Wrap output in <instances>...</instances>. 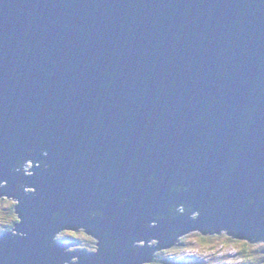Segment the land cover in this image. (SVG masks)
Segmentation results:
<instances>
[{
	"label": "water",
	"instance_id": "obj_1",
	"mask_svg": "<svg viewBox=\"0 0 264 264\" xmlns=\"http://www.w3.org/2000/svg\"><path fill=\"white\" fill-rule=\"evenodd\" d=\"M23 183L0 264L264 241V0H0V200ZM79 228L98 252L54 242Z\"/></svg>",
	"mask_w": 264,
	"mask_h": 264
},
{
	"label": "rangeland",
	"instance_id": "obj_2",
	"mask_svg": "<svg viewBox=\"0 0 264 264\" xmlns=\"http://www.w3.org/2000/svg\"><path fill=\"white\" fill-rule=\"evenodd\" d=\"M33 168H34V165H30V166L22 167L21 170L23 174H25V172L28 174L26 176H31L33 174H29V172H33L32 171ZM12 202L13 201L0 200V218H3V217L8 218V214H7L8 208L13 204ZM5 224L7 223L0 220V227ZM7 229L8 228H4V230H7ZM11 233L13 234L16 233L14 228L12 229ZM197 233H199V235L201 234L200 232H195V233L187 234L182 237V243H184L185 246L188 245L187 247L180 248V249L172 248V249L167 250V259H169V264H218L223 261H226L227 259L230 260L231 262L233 260L237 261V263H234V264H238L240 262L239 256H235V258H233L232 256L235 252H238L237 249L239 248L238 246H240L241 243H243L242 240L238 239L239 241L237 244H235L237 240L233 243H228L227 240L231 237H229V234L224 232V233H221L220 236L213 237L212 239H210V241L206 239V241L203 242L200 239H198ZM79 237L81 238L82 236H79ZM232 240L234 241V239ZM140 244L143 245L144 243L141 242ZM246 244H247L248 249L258 248V249H261V251H263V254H264V242L263 243L257 242L256 244H251V243L246 242ZM220 245H222V247H225V248L221 249L223 250L221 254H219L218 256L216 255L214 257V254L211 251H213L215 247H218ZM76 249L82 250L79 248V246ZM250 255H253V257L257 256V254H255V252L253 253V251H251ZM189 256H190L189 263H185L187 262V258ZM184 257H186V260L184 259ZM219 257H225V258H219ZM71 261H73V259ZM77 262L79 261L77 260Z\"/></svg>",
	"mask_w": 264,
	"mask_h": 264
},
{
	"label": "flooded vegetation",
	"instance_id": "obj_3",
	"mask_svg": "<svg viewBox=\"0 0 264 264\" xmlns=\"http://www.w3.org/2000/svg\"><path fill=\"white\" fill-rule=\"evenodd\" d=\"M25 172V171H24ZM26 175H28L25 172ZM25 175V176H26ZM6 184H0V187L2 190L3 186H5ZM12 190H9L8 193H6L8 195L9 198H14L15 201H13L12 205L8 208V218L10 219L7 224L2 225L0 227V235L2 234H6V233H11L12 229H13V224H15L18 221V216H17V210L15 209V207L18 205V203L24 201V197H26V195L32 193L33 191L29 189L28 185L23 183V184H17ZM28 187V188H27ZM27 188V189H26ZM7 189V185L5 187V191ZM13 191V192H12ZM14 196H12L13 194ZM11 195V196H10ZM21 196V198H20ZM12 207V208H11ZM182 209L180 210V212H185V207H181ZM15 216L16 219H11V217ZM99 214H95L93 217H98ZM192 216H197L196 213H193ZM10 227V228H9ZM12 227V228H11ZM4 228H8L7 230L3 231ZM66 232V234L64 236L57 234L54 238V242L56 244H63V245H67L68 248L64 251V253H69V254H78V253H82V254H95L96 252H98L101 248L100 244H101V237L100 234H96L93 229H89V228H82V229H66L63 230V232ZM202 233V232H200ZM79 235H81L82 237L80 238ZM197 235H199V233H197ZM145 242L146 245V249H150L153 248L155 246H157L158 241L155 239H148L143 240ZM96 242V243H95ZM80 249H76L78 246ZM177 245V244H176ZM175 245V246H176ZM139 246H142L140 243L137 245H134V247L136 248H140ZM174 249V247H173ZM152 262L148 263V264H162V263H167V249L165 250H161V251H157L153 254L152 256ZM99 260L98 259H93L92 263L93 264H99L98 263ZM70 263H76L77 259H73V261H64L63 264H70ZM89 264H91L89 262Z\"/></svg>",
	"mask_w": 264,
	"mask_h": 264
},
{
	"label": "trees",
	"instance_id": "obj_4",
	"mask_svg": "<svg viewBox=\"0 0 264 264\" xmlns=\"http://www.w3.org/2000/svg\"><path fill=\"white\" fill-rule=\"evenodd\" d=\"M17 222L15 224H13V226H12L13 228L17 224ZM3 231H5V230H3ZM0 232H2V231H0ZM220 234L221 233H219V234H217V233L216 234L215 233H213V234L212 233L211 234L201 233L200 235H197V237H198V239H200L201 241L204 242V241H206V239L210 241V239H212L213 237L220 236ZM229 237H231V238H229L227 240L228 243H233L236 240H237V242L235 244L238 243L239 240L235 236H233L232 234H229ZM232 239H234V241ZM242 242L243 243L239 242V243H241V245L238 246L239 248L237 247L238 248L237 249L238 252H235V256H239L240 257V262L238 264H264V254H263V251H261V249H258V248L257 249H254V248L253 249H248L247 248L246 242L251 243V244H256L257 242L245 241V240H242ZM261 242L263 243L264 241H261ZM187 246H185L184 243H182V238H180L179 242L177 243V245L174 248H179L180 249V248H184V247H187ZM223 248H225V247H222V245H220L218 247H215L214 250L211 251L214 254V257L216 255H218L219 253H221L222 252L221 249H223ZM251 251H253V253L255 252V254H257V256L253 257V255H250ZM252 261H254V262H252ZM162 264H165V263H162ZM166 264H169V259H167V263Z\"/></svg>",
	"mask_w": 264,
	"mask_h": 264
},
{
	"label": "built area",
	"instance_id": "obj_5",
	"mask_svg": "<svg viewBox=\"0 0 264 264\" xmlns=\"http://www.w3.org/2000/svg\"><path fill=\"white\" fill-rule=\"evenodd\" d=\"M222 252H223V250H222ZM221 252V253H222ZM221 253H219V254H221ZM218 254V255H219ZM217 255V256H218ZM233 258H235V253L233 254V256H232ZM219 258H225V257H219ZM184 259L186 260V257H184ZM227 259V258H226ZM234 263H237V261H235V260H233L232 262L230 261V260H226V261H223V262H221V263H218V264H234Z\"/></svg>",
	"mask_w": 264,
	"mask_h": 264
},
{
	"label": "bare ground",
	"instance_id": "obj_6",
	"mask_svg": "<svg viewBox=\"0 0 264 264\" xmlns=\"http://www.w3.org/2000/svg\"><path fill=\"white\" fill-rule=\"evenodd\" d=\"M22 167H20V168H17V170H19V171H21L22 172ZM26 175V174H25ZM178 212L179 213H181L180 212V210H178ZM14 229H15V226H14ZM16 233L14 234V235H21L20 233H18L17 231H15ZM3 235V234H2ZM6 235L8 236V237H10L11 235H13V233H6ZM96 243V242H95ZM188 260H187V262H185V263H189V259H190V256L187 258Z\"/></svg>",
	"mask_w": 264,
	"mask_h": 264
},
{
	"label": "clouds",
	"instance_id": "obj_7",
	"mask_svg": "<svg viewBox=\"0 0 264 264\" xmlns=\"http://www.w3.org/2000/svg\"><path fill=\"white\" fill-rule=\"evenodd\" d=\"M10 203H11V202H10ZM11 219H16V217L13 216V217H11ZM0 220H2L3 222L7 223L8 220H9V218H7V217H3V218H0ZM222 233H224V232H222Z\"/></svg>",
	"mask_w": 264,
	"mask_h": 264
}]
</instances>
